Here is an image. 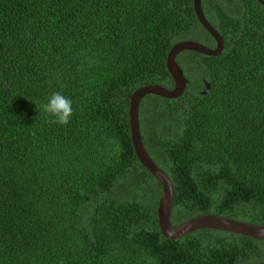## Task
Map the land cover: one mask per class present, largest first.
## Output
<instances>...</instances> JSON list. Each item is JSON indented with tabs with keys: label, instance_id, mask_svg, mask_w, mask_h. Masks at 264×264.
I'll return each mask as SVG.
<instances>
[{
	"label": "trees",
	"instance_id": "obj_1",
	"mask_svg": "<svg viewBox=\"0 0 264 264\" xmlns=\"http://www.w3.org/2000/svg\"><path fill=\"white\" fill-rule=\"evenodd\" d=\"M201 8L223 49L176 56L188 84L140 101L142 143L174 189L172 226H264V7ZM183 41L215 48L192 0H0V264L264 262V241L159 231L161 186L134 154L129 99L173 89L166 58ZM54 92L72 100L67 126L41 110Z\"/></svg>",
	"mask_w": 264,
	"mask_h": 264
},
{
	"label": "water",
	"instance_id": "obj_2",
	"mask_svg": "<svg viewBox=\"0 0 264 264\" xmlns=\"http://www.w3.org/2000/svg\"><path fill=\"white\" fill-rule=\"evenodd\" d=\"M257 2L264 7L263 0H257ZM192 3L198 22L215 41V48L211 49L202 44L191 41H183L174 45L170 49L166 58V69L173 81V89L167 90L158 85H148L139 88L130 96L128 120L132 148L138 162L157 180L161 186V197L157 207V220L159 231L165 239L174 240L195 231L214 230L264 241V226L246 224L215 215L198 216L179 226H172L170 224V215L174 189L169 178L148 156L142 143L138 120V108L140 101L148 95H154L164 99L178 98L188 84V81L184 78L183 72L175 62L176 56L181 52L190 51L209 57H215L223 49L222 38L203 15L201 0H192ZM204 85L205 90L202 92V95H206L210 90V85L205 83V81ZM257 264H264V262Z\"/></svg>",
	"mask_w": 264,
	"mask_h": 264
},
{
	"label": "clouds",
	"instance_id": "obj_3",
	"mask_svg": "<svg viewBox=\"0 0 264 264\" xmlns=\"http://www.w3.org/2000/svg\"><path fill=\"white\" fill-rule=\"evenodd\" d=\"M41 110L49 118V123L67 126L73 115L72 100L60 92H54L47 101L41 105Z\"/></svg>",
	"mask_w": 264,
	"mask_h": 264
}]
</instances>
